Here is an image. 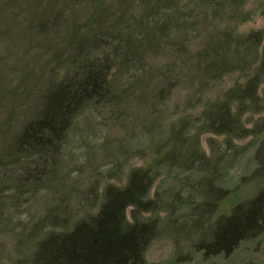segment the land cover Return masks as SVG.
<instances>
[{"label":"trees","instance_id":"trees-1","mask_svg":"<svg viewBox=\"0 0 264 264\" xmlns=\"http://www.w3.org/2000/svg\"><path fill=\"white\" fill-rule=\"evenodd\" d=\"M71 1L79 4L93 0ZM142 1L149 5L151 12L144 18L146 20L138 23L142 26L141 31L135 30L134 33L132 26L134 29L135 18L130 16L125 20L127 24L120 26L122 32L142 37L151 30L159 11L167 16L173 12H184L186 18L190 19L188 27L179 34L168 20L156 49L137 47L128 58L133 66L123 73L125 78L121 81L125 80L126 84L113 99L109 98L110 84L119 73L120 62L116 59L106 60L101 48L94 51L97 62L87 68L85 75L79 73L67 79L61 65L60 76H55L53 83L47 81L39 109L24 123L0 155V226L5 227L10 213L18 209L21 200L34 197L38 190L59 178L57 161L64 152L75 118L85 107L111 106V112H114L122 101L130 100L131 94L137 92L139 87L158 80L161 89L151 99L146 96L155 104H152L151 113L159 116L161 112L158 106L169 99L172 90L183 79L185 67L191 64L194 67L192 72L199 77L197 83L193 82L198 97L188 106L194 108L202 103L203 108L195 115L181 117L169 124L153 142L155 157L152 166L129 171L122 187L105 186L90 204L83 205L92 213L76 221L70 230L49 232L38 239L24 264H147L144 254L156 236L160 222L158 217H143L144 214L158 211L170 215L171 232L183 235L186 233L178 231V226L201 215V224L206 231L197 239L195 247L205 258L229 256L241 243L259 238L264 233V186L248 198L234 200L225 213L217 212L218 206L220 208L221 204L229 201L230 195L236 194V187L227 189L222 186L220 168L219 185L216 184L217 169L223 158L238 154L242 149L236 147V150H231L233 153L223 152L212 159L206 157L199 147V138L204 134L225 136L223 143L230 145L231 139L243 131L241 117L245 113L261 115L254 131L261 134L260 143L253 153L255 170L242 179L264 181L262 33L240 35L236 32V26L230 25L236 20L244 23L249 19V14L237 13L244 0H193V3L181 7L177 0ZM260 8L264 15V1ZM216 19L219 23L226 20L223 28L217 30L219 33L215 32L202 50L184 59L187 55L184 54L187 46L185 37L188 35L189 38L202 21ZM53 20L40 23L38 32L45 33L52 28ZM122 21L123 16L110 26L98 24L77 42L72 52L77 51L90 35L116 40V35L112 34L114 24H122ZM168 52L173 53L168 57L170 61L165 69L151 68L145 64L147 53L163 57ZM99 59L105 61L102 63ZM235 73L245 79L243 88L228 90L222 98H215L211 102L202 100L200 93L211 90L213 85L220 84L224 78ZM169 167L180 169L185 176L181 184L186 197H182V192H173L171 202L163 203L156 196L150 198V192L155 179ZM19 175L23 180L15 183L13 179ZM193 175L198 179L192 180ZM9 190H13V194L6 195ZM92 191L93 188L90 189ZM128 210L130 219L126 216Z\"/></svg>","mask_w":264,"mask_h":264},{"label":"rangeland","instance_id":"rangeland-1","mask_svg":"<svg viewBox=\"0 0 264 264\" xmlns=\"http://www.w3.org/2000/svg\"><path fill=\"white\" fill-rule=\"evenodd\" d=\"M263 1L244 0L237 13L249 14V19L244 23L238 20L230 23L236 26V32L240 35L261 32L262 45L264 15L260 6ZM177 2L181 7L193 3V0ZM150 12L149 5L142 0H93L79 4L71 0H0V155L24 123L39 109L47 81L53 83L55 76H60L61 65L67 79L79 73L85 75L90 65L97 62L94 51L101 48L106 60L116 59L120 62L119 73L110 84L109 98L113 99L126 84L125 80L121 81L125 78L123 73L133 66L128 58L137 47L156 49L160 34L169 21L179 34L190 23L184 12H173L167 16L159 11L151 30L142 37H135L120 29V26L127 24L125 20L128 17L134 16L136 25L134 29L132 26V30L134 33L135 30L141 31L142 26L138 23L146 20L144 18ZM122 16V24H114L112 31L116 40L90 35L77 51L72 52L77 42L98 24L110 26ZM51 20L54 26L45 33H39L38 25ZM225 23L226 20L219 23L218 19L202 21L189 38L188 35L185 37L187 46L184 54L187 55L184 59L202 50ZM172 53L168 52L163 57L147 53L145 64L151 68L165 69ZM99 60L102 63L105 61ZM185 68L183 79L172 90L169 99L158 103L159 116L151 113V107L155 104L150 100L158 93L160 83L157 79L139 87L137 92L131 94L130 100L122 101L114 112H111V106H87L78 114L67 135L64 152L57 161L59 178L38 190L34 197L21 200L18 209L10 213L5 227L0 226V264H24L38 239L49 232L70 230L76 221L92 213L83 205L90 204L105 186L122 187L129 171L148 169L153 165L155 152L152 147L158 135L172 122L195 115L203 108L202 103L194 108L188 106L198 97L194 83L198 82L199 77L192 72L194 67L191 64ZM240 76L235 73L224 78L211 90L200 93V97L205 102H211L215 98H222L228 90L243 88L245 79ZM260 119L261 115L245 113L241 117L243 131L231 139L230 145L223 143L225 136L204 134L199 138L201 152L208 158L216 159L223 152L228 154L234 148L242 149L238 154L229 152L230 155L218 165L216 184L219 185L220 168L222 186L227 189L236 187V194L230 195L229 201L221 204L220 208L218 206L217 212L225 213L234 200L248 198L264 186V181L260 179H242L255 170L253 153L260 143L261 134L254 131ZM183 177L180 169L165 168L155 179L150 198L156 196L163 203H169L173 192H182L185 198L181 184ZM196 179L198 177L193 175L192 180ZM22 180L20 175L13 179L15 183ZM11 193L13 190L7 191L6 195ZM126 216L130 219V210ZM149 217H158L160 227L145 251L147 264H264V233L259 238L241 243L229 256L205 258L195 247L197 239L206 231L201 224V215L178 226V231L186 235L170 231V215L167 212L148 213L143 218Z\"/></svg>","mask_w":264,"mask_h":264}]
</instances>
